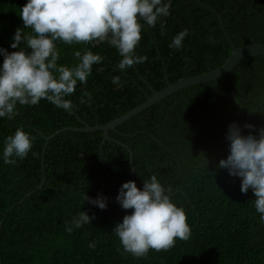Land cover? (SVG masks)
I'll use <instances>...</instances> for the list:
<instances>
[{
	"label": "trees",
	"instance_id": "trees-1",
	"mask_svg": "<svg viewBox=\"0 0 264 264\" xmlns=\"http://www.w3.org/2000/svg\"><path fill=\"white\" fill-rule=\"evenodd\" d=\"M26 2L0 0V46L9 52L15 50L9 45L16 28L30 31L18 16ZM218 16L236 47L264 44V0H171L169 16L162 18L165 34L159 20L155 27L144 25L135 51L148 59L125 71L115 67L120 57L106 43L95 48L58 43V64H74L73 52L85 48L104 60L66 97L72 110L42 99L34 106L17 105L11 121L0 118V148L18 127L34 137L23 160L15 165L0 160V264H264V224L254 194L242 193L240 178L216 167L228 155L231 122L244 135L264 126V56L249 57L235 68L233 90L225 78L185 88L110 131L114 141H104L103 132L82 131L46 140L64 128L106 125L145 103L151 88L161 91L222 66L232 48ZM184 28L189 32L183 46L170 49L172 37ZM112 76L120 77L122 87L111 83ZM85 89L92 92L91 104L79 103ZM245 123L255 128H243ZM118 141L131 149L133 166ZM153 174L173 187L190 235L167 251L150 249L142 258L121 255L112 229L131 209L116 201L118 189L128 180L141 188ZM84 193L107 197V207L81 204ZM81 210L95 218L66 232L65 222ZM90 241L96 242L94 249Z\"/></svg>",
	"mask_w": 264,
	"mask_h": 264
},
{
	"label": "clouds",
	"instance_id": "clouds-1",
	"mask_svg": "<svg viewBox=\"0 0 264 264\" xmlns=\"http://www.w3.org/2000/svg\"><path fill=\"white\" fill-rule=\"evenodd\" d=\"M170 5L171 0H27L18 16L23 27L30 31L22 34L21 27L16 28L9 45L14 51L0 46L3 57L0 118L11 121L18 114L17 105L34 106L42 99L56 108L72 110L73 104L66 97L75 91L78 82L87 83L92 66L101 64L104 57L85 48L73 52L74 64H58V43L84 44L92 48L106 43L120 57L115 66L120 71L143 63L148 57L135 51L141 40V29L144 25L155 27L159 20L160 33L164 35L166 21L162 18L169 16ZM188 32L187 28L180 30L168 47L181 49ZM111 83L122 87L119 76H112ZM92 102V92L83 90L79 103ZM243 128L254 129L255 125L245 123ZM225 138L228 155L220 159L216 167L239 177L242 193L251 189L259 223L264 224V126L255 135L252 132L244 135L241 126L233 121L228 125ZM33 140L30 133L16 128L4 138L0 160L6 165H15L17 159L23 160L28 155ZM173 196V187L162 184L155 174L143 179L141 188L133 180L120 185L115 199L122 209H131L112 229L121 245L118 249L121 255L142 258L150 249L167 251L177 239L189 237L185 210L174 202ZM85 201L101 210L107 207V197L100 194L92 198L84 193L81 204ZM94 218L81 210L65 222V231L71 233L80 229ZM95 246V241L88 244L92 249Z\"/></svg>",
	"mask_w": 264,
	"mask_h": 264
},
{
	"label": "water",
	"instance_id": "water-1",
	"mask_svg": "<svg viewBox=\"0 0 264 264\" xmlns=\"http://www.w3.org/2000/svg\"><path fill=\"white\" fill-rule=\"evenodd\" d=\"M219 19V24L220 28L223 31L227 41L229 42L231 48H232V54L230 57L225 61V63L220 66L219 68L212 70L210 72L194 76V77H189V78H184L179 80L178 82L174 84H169L165 89L161 91H155L151 88L153 94L148 97L147 101L138 107L132 109L125 115L121 116L118 119H115L106 125H97L94 127H90L86 125L84 128H64L58 132L53 133L51 136L47 137L46 140L49 141L52 138H54L56 135L60 134L61 132L64 131H79V132H103V137L104 141H114L113 139L110 138L109 133L110 131L116 130V128L120 125H122L125 122H128L130 119L133 117L137 116L138 114L142 113L143 111L149 109L156 103L162 101L166 97L178 93L182 91L185 88L192 87V86H197V85H202L205 83L209 82H214L218 81L222 78H225L229 84V86L232 88V85L230 84V75L231 73L235 70V68L245 59L249 57H255V56H264V44L262 43H254L250 45H246L243 47H236L231 39V37L228 35L224 24L222 22V17L218 16ZM120 145L123 147L127 148L129 153H130V159H131V166H133V153L131 149L126 146L124 143H121L118 141ZM46 147V146H45Z\"/></svg>",
	"mask_w": 264,
	"mask_h": 264
}]
</instances>
